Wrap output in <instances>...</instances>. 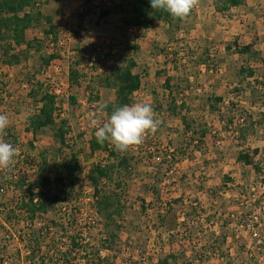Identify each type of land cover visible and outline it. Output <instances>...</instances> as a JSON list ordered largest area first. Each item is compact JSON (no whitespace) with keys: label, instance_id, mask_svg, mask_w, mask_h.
Listing matches in <instances>:
<instances>
[{"label":"rangeland","instance_id":"rangeland-1","mask_svg":"<svg viewBox=\"0 0 264 264\" xmlns=\"http://www.w3.org/2000/svg\"><path fill=\"white\" fill-rule=\"evenodd\" d=\"M38 1L41 12L53 19L56 39L43 33L47 24L33 27L40 37L33 31L29 35L36 41L22 60L25 65L16 70L19 79L11 84L9 71L0 70V82L6 84L0 83V114L9 118V135L0 140L18 137L19 157L30 161L23 167L28 178L42 174L40 150H47L48 165L79 150L81 172L69 199L49 206L32 222L17 212H10V222L0 214V221L5 220L0 264H30L19 229L27 238L44 226L48 229L42 232L35 264L41 257L42 264H66L61 255L70 250L69 236L81 244L70 253L75 258L70 264H160L168 256L180 264H264V226L256 228L260 249L240 226L264 210V66L237 52L244 45L264 52V0H244L223 12L218 0H198L179 24L155 21L147 29L122 23V0ZM103 10L110 12L102 16ZM49 54L55 58L45 73L41 58ZM129 58L142 78L130 104L150 102L159 125L136 149L131 147L133 175L120 183L116 175V181L97 183L100 192L118 194L123 206L106 228L92 207L96 184L88 175L96 164L112 159L106 152L91 153L88 141L96 132L92 121L103 123L111 113L97 112V106L115 100L114 89L101 86L100 79ZM240 65L254 69V77L237 76ZM40 84L57 90L56 106L70 127L68 147L61 152L49 128L32 136L21 122L20 130H13L16 121L34 111L32 95ZM218 96L222 100L215 102ZM240 152L249 154L254 164L238 161ZM19 168L15 158L10 168L0 169V177L15 176ZM49 176L51 190L62 189L53 172ZM8 209L14 204L8 203Z\"/></svg>","mask_w":264,"mask_h":264},{"label":"trees","instance_id":"trees-1","mask_svg":"<svg viewBox=\"0 0 264 264\" xmlns=\"http://www.w3.org/2000/svg\"><path fill=\"white\" fill-rule=\"evenodd\" d=\"M218 8L221 12L228 10L230 7L239 6L244 3V0H218ZM126 3V4H125ZM120 13L126 15L122 16V23L126 26H132L137 28H149L155 21H164L168 25L175 23L176 25L181 22L179 19H174L167 12L163 10H152L149 4V0H122L118 5ZM109 10H103L100 15L105 16L109 14ZM192 12L190 13V15ZM189 15V16H190ZM51 15H45L40 10V2L38 0H0V58L5 64H19L22 60L26 59L29 49L34 47V41L26 40L25 31L29 28L37 27L41 23L47 24V28L43 29V33L46 36L52 35L56 39L55 26L53 24ZM24 44L25 47L20 49L19 47ZM18 47V48H17ZM136 49V48H135ZM239 54H249V57L260 62L264 66V52L256 50L251 45H244L238 48ZM55 58L54 54H49L47 57H42V62L48 64ZM137 66L134 59H124L122 64H116L112 72L105 78L100 79V85L112 88L115 91V100L110 104H106V111L111 112L114 107L130 104V96L133 92L137 91L141 86V76L139 73L133 72V68ZM236 75H243L245 78L254 77V69L248 66L240 65L237 68ZM70 83L73 82V74L69 76ZM3 87L6 86L5 82H0ZM37 89L33 93V99L35 100L34 111L27 117V129L31 131L32 136H36L39 132L46 128L53 131V140L58 145L56 150L61 152L67 145V136L70 134V127L64 117L61 116V108L56 106V96L47 91L44 85L36 86ZM250 87V86H249ZM92 89H90L91 91ZM1 91V88H0ZM38 97V98H37ZM220 96L214 97V101H221ZM175 109V108H174ZM172 107L171 111L174 112ZM177 115V113H173ZM184 120V118L182 117ZM7 135H9L7 133ZM6 135V136H7ZM6 136H2L6 137ZM11 137V138H9ZM243 138V134L241 136ZM6 142L11 143L15 148L18 145V137L14 134L5 138ZM31 147H35L31 144ZM88 148L91 153L96 151H102L107 153L108 162L102 164H96L88 179L96 184L93 191V203L92 207L95 213L104 219V226L108 228L110 224L114 222L116 216H120L123 211V206L120 202L118 194L114 192L102 191L97 187V183L101 179L106 181L113 180V175L117 176V182L120 183L133 175V156L134 150L130 147L126 152H120L116 150L113 145L110 146L109 142L104 144H98L93 134L88 141ZM47 150H40L39 152V165L38 169L42 172L40 176L34 178H28L26 171L23 167L30 163L28 156L20 158L18 154L15 158L17 165L20 166L19 174L10 176L9 173L2 174L0 177V196L3 197V201L0 204V214L5 216V220L8 222L12 217L11 213L17 212L25 215L30 219V222L34 220L37 214H44L47 212L49 206L57 205L70 196V192L74 189L76 182L79 181L78 175L81 172V167L78 161L79 150L71 151L68 159L63 162H53L48 165V160L44 155ZM20 156V157H19ZM21 160H19V158ZM37 157V156H36ZM38 159V158H37ZM237 160L243 164L252 165V158L245 152H240L237 156ZM37 162V163H38ZM257 171H260L259 166L254 165ZM54 174L55 181L62 189L53 192L50 188L51 179L49 173ZM119 185V184H118ZM66 186V187H65ZM69 189V190H67ZM103 190V189H102ZM69 199V198H68ZM8 203L14 204V209H8ZM167 209L166 211H168ZM11 212V213H10ZM22 219V218H21ZM0 221V226L4 227V221ZM29 226V224H26ZM26 226V227H27ZM35 229V227H34ZM35 232L29 233L25 238V232L23 229H19V239L25 241V247L29 250L27 254V261L30 264H35V258L40 257L41 243L45 237L43 231H46L47 226L36 228ZM108 234H112L107 232ZM71 239V247L68 252H65L62 259H66L64 263L70 264L75 258H70V253L81 248V244L78 243L77 237L69 236ZM0 252H3L5 248L1 245ZM174 256H168L160 261V264H180L177 261L170 262L168 258ZM39 264H42L44 260L41 257ZM59 263V262H58Z\"/></svg>","mask_w":264,"mask_h":264},{"label":"clouds","instance_id":"clouds-1","mask_svg":"<svg viewBox=\"0 0 264 264\" xmlns=\"http://www.w3.org/2000/svg\"><path fill=\"white\" fill-rule=\"evenodd\" d=\"M197 3L198 0H149L152 10H163L181 21L188 18ZM106 107V104H99L97 112L103 113ZM92 125L96 128L98 144L109 142L116 150L126 152L132 146L141 145L148 134H154L159 120L155 118L152 104L145 101L116 106L105 122L93 120ZM8 127V116L0 114V136L7 134ZM17 155L11 143L0 140V169L10 168Z\"/></svg>","mask_w":264,"mask_h":264},{"label":"crops","instance_id":"crops-1","mask_svg":"<svg viewBox=\"0 0 264 264\" xmlns=\"http://www.w3.org/2000/svg\"><path fill=\"white\" fill-rule=\"evenodd\" d=\"M50 15V14H49ZM53 22V21H52ZM53 24H54V22H53ZM32 31L34 32L35 31V29H33V28H29V29H27L26 31H25V37H26V40H30V39H32V37L33 36H29L31 33H32ZM34 35H36L35 37L37 38H39L40 36L36 33V32H34L33 33ZM258 34H259V32H258ZM25 47V45L24 44H22L19 48L20 49H22V48H24ZM18 48V47H17ZM26 61L27 60H25V61H21L19 64H5V63H3L2 61H1V58H0V70L1 71H9L8 72V76H9V82L11 83V84H13V80H17V79H19V76L20 75H18L19 74V72H16V70H18V68H20V67H22V65L24 64L25 65V63H26ZM57 61H55V63H56ZM51 64V63H50ZM14 67H17V69H14ZM46 68V69H45ZM45 68H43V70L42 71H44L45 73H46V71L47 70H49V69H51V66L49 65V63L47 64V66L45 67ZM66 71V78H67V76H68V69L67 70H65ZM21 73V72H20ZM141 84H142V78H141ZM6 87V86H5ZM141 87V86H140ZM35 107V106H34ZM33 112V111H32ZM32 112H27V114H26V116H25V119H19V121H16L18 124L13 128V130H20V128H21V125L19 126V123H21V122H23L22 123V129H25V130H28L27 129V117L32 113ZM25 126V127H24ZM31 132V131H30ZM161 228V227H160Z\"/></svg>","mask_w":264,"mask_h":264},{"label":"built area","instance_id":"built-area-1","mask_svg":"<svg viewBox=\"0 0 264 264\" xmlns=\"http://www.w3.org/2000/svg\"><path fill=\"white\" fill-rule=\"evenodd\" d=\"M58 41V40H57ZM56 41V43L58 44H61L62 42H57ZM54 45L55 43H51V45ZM22 86H26V84L25 83H23L22 84ZM47 91L49 92V93H52V94H54L55 96H56V93H57V90L56 89H51V88H47ZM58 97L56 96V99H57ZM133 148L134 149H136V146L134 147L133 146ZM171 172V171H170ZM264 209V208H263ZM253 218H254V220L253 221H249V222H245V221H242L241 222V224H240V226H241V228H244L247 232H249L250 233V235L254 238V239H256V246H257V248H261L260 247V241H261V239L259 238L260 236H259V233L257 232V230H256V228L257 227H261V226H264V210H263V212L261 213V215L259 216V218H257L256 216H253ZM177 232H178V237L180 238V239H183L184 238V233H183V230H181V229H179V228H177V230H176ZM263 246H264V244H262ZM211 252H209V254H210ZM143 260H145L146 258L145 257H143L142 258Z\"/></svg>","mask_w":264,"mask_h":264}]
</instances>
